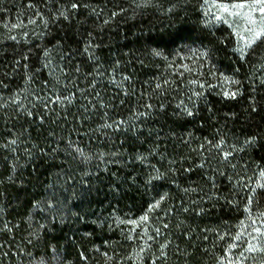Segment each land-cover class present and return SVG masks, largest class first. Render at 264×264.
I'll return each mask as SVG.
<instances>
[{
	"label": "trees",
	"instance_id": "obj_1",
	"mask_svg": "<svg viewBox=\"0 0 264 264\" xmlns=\"http://www.w3.org/2000/svg\"><path fill=\"white\" fill-rule=\"evenodd\" d=\"M29 2L43 4L0 0V22L19 16L27 24L34 15ZM78 2L103 14L98 18L82 7L70 21L53 20V0L52 11L40 8L47 26L38 20L11 33L0 27V81L7 86L0 85V94L19 93L24 104L35 105L32 118L17 114L15 106L0 111V145L18 139L15 152L0 147V264H217L230 242L220 235L235 234L247 215L246 192L236 182L257 181L264 139L229 161L209 151L207 141L223 137L232 151L248 137L264 138V49L241 60L228 27L205 26L202 0H151L146 7L137 6L142 0ZM121 8V15L103 23ZM90 39L99 47L85 53ZM206 50L207 59H198ZM123 76L131 80L122 87L111 83ZM223 76L241 83L223 84ZM224 88H240L242 95L225 99ZM72 93L66 107L49 103ZM181 101L194 117L180 115ZM146 102L153 105L150 115L136 119L134 113L149 111ZM120 120L127 123L119 131L102 127ZM157 170L162 179H152ZM257 195L264 210V191ZM162 196L148 213L149 234L161 229L156 240L138 238L143 224L133 233V225L120 223L137 220ZM145 241L150 248L140 253ZM164 243L166 259H158Z\"/></svg>",
	"mask_w": 264,
	"mask_h": 264
},
{
	"label": "snow or ice",
	"instance_id": "obj_2",
	"mask_svg": "<svg viewBox=\"0 0 264 264\" xmlns=\"http://www.w3.org/2000/svg\"><path fill=\"white\" fill-rule=\"evenodd\" d=\"M135 2V0H134ZM53 3V0H43L42 5H37L35 3L29 2L26 7L31 10L34 15L30 16L28 18L27 24L24 23L23 20L17 17L16 22H0V27H3L11 33L15 29L19 28H26L28 24L35 25L37 21L39 20L41 23H43L45 26L48 25V20L45 17L44 13L40 10L41 7H44L48 11H52V9L49 7ZM57 3V9L53 13V20H59L63 19L65 21H70L72 16H75L76 12L80 8H89L90 14L94 15L96 17H100L103 14V9L98 8L96 6L90 7L87 4H82L78 2V0H69L67 4H60L59 0H56ZM151 4V0H142L141 4H138L137 6H148ZM202 4L204 6L203 15L206 17L205 20V26H213L217 23H222L224 25H227L229 29H231L232 34L234 35L236 47L233 49L234 52L238 53L239 58L241 60H245L250 54L256 55L257 51L259 49H264V0H211V3H209V0H202ZM173 9L169 8L167 11L171 12ZM0 11H3V9H0ZM125 9L121 8L119 11H112L111 17L106 18L103 20L104 24L110 23V20L115 18L118 15H121ZM72 14L70 16L69 14ZM89 37L92 36L91 33H88ZM9 39L16 40L15 35H10ZM59 43V41H57ZM95 47H99V45L93 44L92 40L90 39L86 46L84 47V52L89 53L90 49H94ZM153 54L156 56H161L162 53L158 49H153ZM43 55L47 57L49 55V52L47 50L44 51ZM94 53H90V58L93 56ZM208 54L207 50L200 54L198 59H207ZM23 59L27 61L28 55L25 54L23 56ZM260 61H264V55L259 56ZM17 64L20 63L19 60L16 61ZM24 67L27 68V64H24ZM47 67V64L45 65ZM186 70L187 66H184ZM260 68H264V63L259 64ZM77 71L79 69L77 68ZM32 77L31 75L26 77V81H31ZM131 77L129 76H123L121 79V83H118L115 79V77L112 78L111 83L115 84L117 87H122V81H130ZM167 83V81L165 82ZM223 84L227 85H240L239 80H235L233 78L223 76ZM261 83H264V79L261 80ZM190 84L192 85H199L201 89L205 88V84L202 82H198L197 80H191ZM0 85L3 87H7L6 85L2 84V81H0ZM45 85L47 86V82H45ZM92 88L95 87V82L91 85ZM157 89H160L162 87L161 84L157 83L155 85ZM208 87H213L212 85H208ZM81 92L84 90H80ZM124 95H128L127 91L125 90ZM195 97L200 98L204 95L203 92H194L193 93ZM239 95H242V90L240 88H236L235 90L231 88H224L222 91V96L225 99L228 100H235ZM75 93L60 96L56 95L55 97H52L49 99V103L56 104L60 107H66L67 105L71 104L73 102ZM96 96H99V93H96ZM36 100L44 99L42 97H35ZM191 99V97L189 98ZM99 102V101H98ZM89 103H91L89 101ZM120 103H123V101H120ZM195 104V102H193ZM12 106L14 107V111L17 114H25L29 118L33 117V112L31 110V107H35V105H32L31 107L27 106L22 102V99L20 97L19 93H14L12 96L5 98L2 94H0V111H2L5 108H10ZM45 107H48V103H45ZM85 110H87V105L84 106ZM95 105H92V108H95ZM100 107L104 108L106 107L103 103H100ZM144 108L148 109V112H139L134 113V116L136 119H139L142 116L150 115V110L152 109L153 105L150 102H146L143 106ZM161 110H163V105L160 106ZM177 107L180 109V115H184L187 117H194L195 112L193 111V108L188 107V105L184 104L183 101L180 102V104L177 105ZM255 107L253 106V111H255ZM41 123H43V117H39ZM127 121L120 120V121H113L112 123H105L102 127L113 129L115 131L121 130V127L125 125ZM127 131V129H124ZM219 131V130H217ZM264 139L259 136H251L245 139L243 142V145L240 147H237L235 145L230 146L232 148V151L225 150L227 146V141L221 137L215 144H213L211 141H207L208 145H211V148H209V151H211L213 148L218 150L219 155L222 157L223 161H229V158L235 154V152L244 151L247 147H257L259 146L260 141ZM18 143V139L13 136L12 138H9L6 143L0 145V147L9 149L12 152H15V147ZM204 145H201V152H203ZM80 155L83 156L82 149H79L76 147L75 149ZM30 154V153H29ZM87 159V157H85ZM143 159V157H141ZM198 167H205L204 163H201L198 165ZM232 167L235 168V164H232ZM158 172V170H157ZM163 174H158L152 179H162ZM211 179V178H210ZM237 184L241 185L245 192H246V203L244 206V212L247 214L245 219L242 220L238 226V229L235 234L230 233H224L220 235V239H224L226 236L229 238V243L226 247L225 253L223 257L218 260L217 264H247L248 261H256L259 254V264H264V210H261L260 208V198L257 195V190L264 191V168H261L258 173V179L253 184L251 180L249 179L248 183H244L243 178L241 180L236 182ZM185 191H188V189H185ZM165 199V197H161L160 200L156 201L154 204L150 205V207L147 209V212L140 216L137 220H129V221H123L121 220L120 223H128L133 225L132 232L135 233L137 227H141L143 224L144 226L141 227V234L138 237L139 239H143L144 236H147V240L154 241L156 238L161 235V229L160 228H154L153 231L156 233V236L149 234V228L147 226L149 222V215L148 213L153 212L155 209L159 208L160 203ZM234 203V202H229ZM256 205V210L253 211V205ZM184 211H188L187 208L183 209ZM164 228H167L168 225L164 224ZM8 231H11V229H7ZM132 239L133 237L130 235L129 237ZM0 247H3V245H0ZM168 247L167 243L160 245V257L158 259H166V253L164 249ZM150 245L147 244V241L144 242V245L140 249V253H143L145 250L149 249ZM238 250V251H237ZM104 255L107 256V253ZM81 258L86 260L87 258L81 255ZM40 264H44L43 260H41ZM152 264H156L155 260L152 261Z\"/></svg>",
	"mask_w": 264,
	"mask_h": 264
},
{
	"label": "rangeland",
	"instance_id": "obj_3",
	"mask_svg": "<svg viewBox=\"0 0 264 264\" xmlns=\"http://www.w3.org/2000/svg\"><path fill=\"white\" fill-rule=\"evenodd\" d=\"M209 3H211V0H209ZM202 10H204V6H203V4H202ZM202 14H203V12H202ZM203 17H204V15H203ZM204 19L206 20V17H204ZM224 25V24H222V23H217V25ZM226 27H227V25H225ZM230 31H231V29H229ZM237 46V45H236ZM249 264H256V261H251L250 260V262H249Z\"/></svg>",
	"mask_w": 264,
	"mask_h": 264
}]
</instances>
